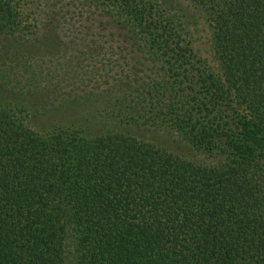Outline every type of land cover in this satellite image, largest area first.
<instances>
[{"label":"trees","instance_id":"trees-1","mask_svg":"<svg viewBox=\"0 0 264 264\" xmlns=\"http://www.w3.org/2000/svg\"><path fill=\"white\" fill-rule=\"evenodd\" d=\"M30 1L0 0V40L28 35ZM83 1L132 30L152 75L106 106L0 86V264H264V0H189L213 64L150 2ZM136 127L191 159L121 133Z\"/></svg>","mask_w":264,"mask_h":264},{"label":"rangeland","instance_id":"rangeland-1","mask_svg":"<svg viewBox=\"0 0 264 264\" xmlns=\"http://www.w3.org/2000/svg\"><path fill=\"white\" fill-rule=\"evenodd\" d=\"M144 1L178 16L196 52L213 64L211 29L202 10L189 0ZM85 2L32 0L26 5L22 25L28 28V35L16 45L0 40L2 90L9 87V92H16L12 97L22 100L21 91L31 88L36 94L31 100L38 106L47 104V108L76 96L84 103L106 106L110 91L152 75L151 62L132 30L120 25L107 10ZM101 116L107 118L108 114L102 112ZM28 120L32 127L40 123L32 115ZM121 133L191 159L190 151L171 132L136 127Z\"/></svg>","mask_w":264,"mask_h":264}]
</instances>
